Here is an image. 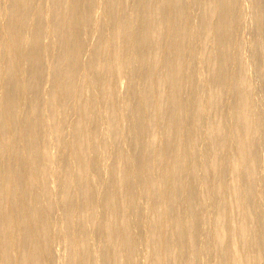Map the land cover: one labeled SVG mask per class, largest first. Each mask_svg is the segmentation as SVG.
<instances>
[{
  "label": "bare ground",
  "instance_id": "6f19581e",
  "mask_svg": "<svg viewBox=\"0 0 264 264\" xmlns=\"http://www.w3.org/2000/svg\"><path fill=\"white\" fill-rule=\"evenodd\" d=\"M263 46L264 0H0V264H264Z\"/></svg>",
  "mask_w": 264,
  "mask_h": 264
},
{
  "label": "rangeland",
  "instance_id": "374dc122",
  "mask_svg": "<svg viewBox=\"0 0 264 264\" xmlns=\"http://www.w3.org/2000/svg\"><path fill=\"white\" fill-rule=\"evenodd\" d=\"M263 50H262V52H263V56H264V46H263V48H262ZM264 61V60H263ZM263 64V69H264V62L262 63ZM261 95H262V102H261V106H262V110H263V113H264V92L262 91V93H261ZM263 152V153H262ZM261 155H263L264 156V146H263V148H262V151H261ZM264 158V157H263ZM104 175V174H103ZM144 215H146V212L144 213ZM202 241V240H201ZM202 244H203V241L201 242ZM57 263H60L61 262V254H62V251L60 250V248H58L57 249ZM61 253V254H60Z\"/></svg>",
  "mask_w": 264,
  "mask_h": 264
}]
</instances>
